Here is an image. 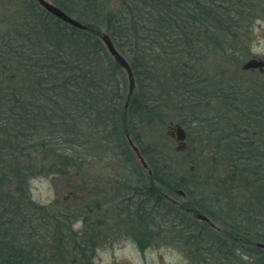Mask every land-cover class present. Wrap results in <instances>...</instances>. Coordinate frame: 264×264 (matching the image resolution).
I'll use <instances>...</instances> for the list:
<instances>
[{"label":"trees","instance_id":"16d2710c","mask_svg":"<svg viewBox=\"0 0 264 264\" xmlns=\"http://www.w3.org/2000/svg\"><path fill=\"white\" fill-rule=\"evenodd\" d=\"M48 1L86 29L63 23L36 0H8V25L0 31V52L6 59L0 64L8 68V78L0 82V264H78V259H86L85 252L83 257L78 254L82 249L68 248L73 232L62 230L64 220L47 206L35 204L29 188L36 177L64 175L71 166L76 167L77 158L51 156V151L59 149L57 145L64 146L63 151L70 148L69 134L82 135L84 128L77 122L89 116H94L90 139L103 131L101 144L128 146L129 135L144 158L152 175L147 182L140 181L141 186H149L139 190L140 206L151 201L164 221L189 229L190 238L216 247L223 260L233 262L205 223L186 220L176 212L177 217L170 218L162 194L184 191L185 185L170 173L161 154L143 145L139 129L142 122L173 121L184 126L189 137L193 124L199 129L198 141L221 144L224 148L209 151L223 160L240 161L231 167H247L245 175L253 177L264 194V137L255 144L229 118L234 114L241 122L248 119L242 109H233L247 104L245 94L234 95L222 83L211 98L212 88L196 82L198 60L209 56L231 60L236 32L242 25L235 11H226L229 0H119L114 10L105 11L100 9V0ZM101 31L133 73L136 90L126 108V74L97 36ZM82 83L88 93L75 90ZM213 103L219 108L211 110ZM43 156L44 161L51 160L50 165H44ZM134 167L143 169L138 161ZM188 205L214 222L212 209L198 201L189 200ZM237 223L219 224L225 232L222 239L237 245L233 249L250 234ZM255 236L264 239L253 233Z\"/></svg>","mask_w":264,"mask_h":264},{"label":"rangeland","instance_id":"374dc122","mask_svg":"<svg viewBox=\"0 0 264 264\" xmlns=\"http://www.w3.org/2000/svg\"><path fill=\"white\" fill-rule=\"evenodd\" d=\"M118 2L119 0H100V9L101 11L114 10ZM227 10L235 11L238 15L237 20L242 25L236 32L235 46L230 53L231 60L224 61L209 56L206 60H198L196 64L199 74L196 82L212 88L211 98L217 95L215 92L222 87V83L245 91L248 86L247 81L244 80H248L251 76L239 77V73L236 74V72L240 71L241 64L251 56L264 57V0H255V3L253 0H240L238 3L229 0L226 5ZM231 16L234 19L235 13ZM7 17L8 0H0V31L2 26L8 25ZM3 57L4 54L0 52V61L6 60ZM0 76L1 83L5 82V77L8 78V68L5 64H0ZM241 81L244 82L243 85ZM84 85L82 83L75 87V90L79 94L88 93L83 90ZM66 102L62 100L61 103L66 104ZM215 108L219 107L213 103L211 110ZM171 118L174 119V117L169 119ZM93 120L94 116H89L88 119L77 122L78 126H83L84 131L81 133L82 135H78L77 132L73 135L69 134L70 148L63 151L64 146L57 145V148L61 150L51 151V156L58 154V156L75 157L78 161L76 167L71 166L67 174L33 179L30 182L29 196L35 204L45 205L51 209L50 211H54V206L52 204L50 207V203L61 202L69 192L73 191L79 196L78 194L83 191L79 187L87 186L90 190L91 185L94 184L113 189L103 201H113L127 189L126 181L116 182L119 186L117 187L114 183L111 184L110 180L113 178L126 180L127 175L134 170L137 159L127 145L122 146V144L113 142L108 145L101 144L100 139L103 138V131L98 138L90 139L89 130L91 133ZM164 120L167 121V119ZM167 125L168 121L162 123L154 120L149 124L147 122L140 123L139 129L143 145L161 154L165 159L163 163L167 165L170 173L185 185V199H182L181 196H173L174 200L180 203L181 208L191 207L188 205L189 200L198 201L215 213L221 211L227 217L241 222L237 224L264 236V204L261 205V200L264 197L263 187L258 185L253 177L249 175L248 178L245 175L247 167L236 165L237 168L242 169L239 172H233L237 168L231 166L241 162H235L230 158L223 160L222 156H217L209 151V149L215 150L224 147L217 142L205 144L203 141H198L197 132L199 129L193 124L189 125L192 133L188 137V140L192 138V143L186 151L176 153L174 149L177 144L167 134ZM97 126L100 128L101 125L97 124ZM97 126L95 128H98ZM236 126L238 127V125ZM77 129V131H81V128L77 127ZM230 131L232 130L227 132ZM254 131L256 133H253L251 140L258 144L262 140L261 137H264V133H262L264 128L257 130L252 126L249 134L251 135ZM219 137L220 135L214 138L217 140ZM99 143L100 145H98ZM192 154H194L195 161H190L187 158ZM45 161L43 156L44 165L51 164V160L45 158ZM233 173L238 174L233 177L235 176ZM232 178L233 181H231ZM93 192L97 194V190H93ZM100 194L102 196V193ZM125 196H128V192L125 193ZM122 206L124 211L127 208V203L123 201ZM171 207L170 209H172ZM176 209H172L174 212L171 211L170 218L177 217L175 212L178 214L179 212ZM133 224L127 219H113L101 224V228L105 231L114 227L116 230H111V232L112 234L117 233L120 240L112 247L98 252V264H218V261H223L221 252H216L218 250L216 247L212 249L210 244L204 241L200 242L196 237L190 238L189 229L175 226L167 220L164 221L162 215L159 216L156 213L153 217L148 213L144 215L141 211L137 222ZM76 226L80 227V225ZM240 259L245 264V257L241 256ZM225 263H228V260ZM78 264H84V262L78 261Z\"/></svg>","mask_w":264,"mask_h":264},{"label":"flooded vegetation","instance_id":"af4514ba","mask_svg":"<svg viewBox=\"0 0 264 264\" xmlns=\"http://www.w3.org/2000/svg\"><path fill=\"white\" fill-rule=\"evenodd\" d=\"M252 59H255L257 63H260L261 66L253 69L243 70V65ZM225 61V60H224ZM239 73L240 76H251L248 78L247 86L248 88L243 91L240 88H234L233 85L231 86L228 84L232 90H234V95L238 96H245V100L247 102L246 105H240L233 109L239 108L242 109L244 112L248 114V119L243 120L242 122L236 118L234 114H232L229 118L231 122L234 119L233 124L238 125L242 131L241 135L247 136L249 130L254 126L255 128L258 126H263L264 128V57L258 56H251L247 60H245L241 66L240 71L236 72ZM262 77V79H261ZM243 85L244 82L241 81ZM239 86H241L239 84ZM243 106V107H241ZM172 123V126L176 124L173 121L168 122V125ZM180 125V124H179ZM182 126V125H180ZM184 128V126H182ZM185 130V128H184ZM248 130V131H247ZM186 131V130H185ZM168 132L174 134V130L170 129ZM256 133L255 131L251 133L250 137L253 138V135ZM264 133V131L262 132ZM187 134V132H186ZM175 142V138H172ZM186 148L185 151L188 149V135H186ZM257 144L256 142H254ZM187 158L193 159L194 154L188 155ZM131 171V170H130ZM142 175V177H140ZM151 171L148 169H134L132 173L127 175L126 180L121 178L111 179V184L114 183L117 187H119L116 182L119 181H126L128 184L127 189L117 196V199L113 201H103V199L108 197L109 193L112 190L108 188H103L101 186L91 185L90 190H88L87 186L79 187L83 189L81 193L77 196L76 192H69V194L63 198L61 202H54L51 203L54 206V211L59 214V217L64 221L61 222L62 230H70L72 233V240L68 245L70 250L74 248H80L82 250L78 251L80 257H83L85 252L86 259H78V261L84 262V264H98L97 263V254L100 250L108 249L116 244L118 240H120V236L118 234H112L111 230H116L114 227L108 228L106 231L101 228V224L104 222H109L113 219H127L129 222L136 223L137 219L139 218L141 211L143 214L146 215L151 214V216L155 217L156 209L154 208L155 204H152L151 201L147 203V201H143L144 206L141 208L140 206V193L139 190L141 188H148L149 186H141L140 181H146L147 177L151 176ZM116 179V181H115ZM113 188V185H111ZM93 190H97V194L93 192ZM101 191V192H100ZM114 192V191H113ZM128 192V196H125V193ZM102 193V196L101 194ZM81 195V197H80ZM165 205L168 206V213H171V206L179 209V214H183L186 220L194 221L196 223H205L208 228L215 231L217 234V241L220 245H223V254H228L233 258V262L239 261L243 263V260L240 259L241 256L245 257V264H264V247H260L259 245H264V239L259 240L253 237L252 230L250 228H246L247 232L250 233L246 236V240L243 243L242 239H239V245L237 249H233V243L227 242L226 239H222V233H225L224 230L219 226L221 223H225L226 221L229 222H236V220L227 217V215L223 214L221 211L218 213H214L216 217L214 218V222L211 223L202 221L198 218L200 215L206 216L203 212H200L198 209H194L193 207L184 208L180 206V203L174 200L173 196H181L182 199H185L186 194L183 190L177 189L174 194H162ZM188 198V197H187ZM123 201L127 203V208L123 211ZM153 201V195H152ZM148 205H151L150 208ZM171 205V206H170ZM154 208V209H153ZM166 208V207H165ZM172 208V207H171ZM167 213V212H166ZM133 224V225H134ZM66 225V227H65ZM76 225H80L77 227ZM82 225V227H81ZM203 227V226H202ZM263 237V234L255 233ZM239 256V258H238ZM223 260V259H222ZM77 261V263H78ZM226 261H218V264H235L232 261L225 263ZM244 264V263H243Z\"/></svg>","mask_w":264,"mask_h":264},{"label":"water","instance_id":"95a60500","mask_svg":"<svg viewBox=\"0 0 264 264\" xmlns=\"http://www.w3.org/2000/svg\"><path fill=\"white\" fill-rule=\"evenodd\" d=\"M36 2L39 4V6L41 8H43L47 13H49L50 15H52L53 17L57 18L58 20L62 21L63 23L80 29V30H85L86 27L84 25H82L80 22H78L77 20L69 17L67 14H65L62 10H60L58 7L54 6L53 4H51L48 0H36ZM97 36L100 38L101 42L103 43V45L105 46L107 52L110 54V56L114 59V62L124 70L126 77H127V82H128V93H127V102L125 104V108L128 105V100L130 99V97L132 96L134 89H135V81H134V77H133V73L132 70L128 64V62L120 55V53L116 50V48L114 47L112 40L110 39V37L103 32H99L97 33ZM261 64L257 63V61L255 59H252L250 61H247L242 69L243 70H248V69H253V68H257L260 67ZM168 130L172 129L174 130V134H172L171 132H168L167 134L170 135L172 138H175L177 141V147L175 148L176 152H182L185 150L186 148V132L184 131V129L176 124L175 126H172V123H170V125L167 127ZM126 140L128 142V145L130 146V148L132 149L133 153L135 154L136 158L140 161L141 165L143 168H147V164L144 161V159L142 158V156L140 155V152L138 150V148L133 144L132 140L130 139L129 135H126ZM198 218L202 221H206L209 222V219L205 216H198ZM260 247H264V245H259Z\"/></svg>","mask_w":264,"mask_h":264},{"label":"bare ground","instance_id":"6f19581e","mask_svg":"<svg viewBox=\"0 0 264 264\" xmlns=\"http://www.w3.org/2000/svg\"><path fill=\"white\" fill-rule=\"evenodd\" d=\"M143 158V157H142ZM144 159V158H143ZM145 161V160H144ZM138 164H140L141 165V163H140V161L138 160ZM142 166V165H141Z\"/></svg>","mask_w":264,"mask_h":264}]
</instances>
